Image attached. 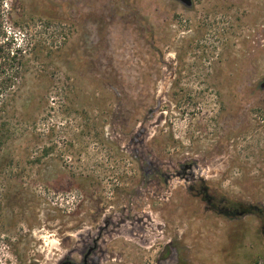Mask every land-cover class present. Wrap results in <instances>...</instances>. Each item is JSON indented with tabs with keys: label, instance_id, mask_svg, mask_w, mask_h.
<instances>
[{
	"label": "rangeland",
	"instance_id": "374dc122",
	"mask_svg": "<svg viewBox=\"0 0 264 264\" xmlns=\"http://www.w3.org/2000/svg\"><path fill=\"white\" fill-rule=\"evenodd\" d=\"M191 1L0 0V264L150 188L145 264H264V0Z\"/></svg>",
	"mask_w": 264,
	"mask_h": 264
},
{
	"label": "flooded vegetation",
	"instance_id": "af4514ba",
	"mask_svg": "<svg viewBox=\"0 0 264 264\" xmlns=\"http://www.w3.org/2000/svg\"><path fill=\"white\" fill-rule=\"evenodd\" d=\"M76 217L82 218L83 220L75 221L73 234H72L73 237L72 242L70 239L66 240L64 237L60 239L59 246H60L61 254L57 264H145L146 263L145 257L143 258L139 255H137L136 257H129L127 255L128 252H126V248H124L120 243H117L118 241H115V244H113L112 239L115 238V236L117 237V239H119L120 236H124L122 234L114 235V233L118 231L122 233L121 229H126L125 222L117 223L116 224L117 230L111 231L112 229L111 222L109 220L107 221L103 220L104 216H101L100 220H96L97 216H92V215H78ZM94 225H97L99 227H97V229H94L92 231L89 230ZM129 233H131L132 236L133 234H136V231ZM166 252L167 249L164 248L163 251L159 254L155 264H188V263H181L179 261L180 259L176 257L175 252H171L169 256H165Z\"/></svg>",
	"mask_w": 264,
	"mask_h": 264
},
{
	"label": "bare ground",
	"instance_id": "6f19581e",
	"mask_svg": "<svg viewBox=\"0 0 264 264\" xmlns=\"http://www.w3.org/2000/svg\"><path fill=\"white\" fill-rule=\"evenodd\" d=\"M148 163L150 162L148 161ZM167 170L170 171V168H168ZM164 172L166 171L164 170ZM159 195L165 196L163 194V191H160V189L150 188V189L139 190L137 194L133 197L134 200H131V203L129 205H127L126 207H122L121 209L118 210L114 209L107 211L105 213L103 220L106 221L109 220L111 222L112 225L111 226L112 229L110 228L111 231L117 230L116 228L117 223L119 222L126 223L125 225L126 229H121L122 233H120L119 231L114 233V235L122 234L124 236H120L119 239H117V237L115 236V238H113L112 241L113 244H115V241H118L117 243H120L124 248H126V252H128L127 255L129 257H136L137 255L140 256L142 254L151 253V251H154L158 245L165 242V237H166L165 233L167 230L166 228L168 227L165 226L166 224L164 223V219L162 217L155 216L152 213H150L147 209H144L145 199L149 197L154 198ZM172 196L171 198L169 197L166 204L163 203L162 205L163 209L164 208L167 209V213L164 214L161 213V215L163 214L167 216V220L169 221L170 224L174 222L173 220H175L180 215V212L184 209L183 205L181 206L177 205L172 201ZM180 208L182 210H180ZM177 209H179L180 212L176 211ZM175 212L176 213L179 212V215L175 217L171 216ZM101 213H102L101 211H98L96 215L100 217L102 215ZM97 227L99 226L94 225L89 230L92 231L94 229H97ZM199 227L200 225L197 223L195 225V228L197 229ZM188 230L189 229H187V231ZM133 231H136V234H133L131 236V233L129 232H133ZM214 236L216 237L217 235Z\"/></svg>",
	"mask_w": 264,
	"mask_h": 264
},
{
	"label": "trees",
	"instance_id": "16d2710c",
	"mask_svg": "<svg viewBox=\"0 0 264 264\" xmlns=\"http://www.w3.org/2000/svg\"><path fill=\"white\" fill-rule=\"evenodd\" d=\"M236 212L237 213H246V212L247 213H253V214L257 215L264 224V210H261L255 206L246 207V206H243L242 204H237Z\"/></svg>",
	"mask_w": 264,
	"mask_h": 264
},
{
	"label": "water",
	"instance_id": "95a60500",
	"mask_svg": "<svg viewBox=\"0 0 264 264\" xmlns=\"http://www.w3.org/2000/svg\"><path fill=\"white\" fill-rule=\"evenodd\" d=\"M180 1L182 4H184L187 7H191L192 6V1L191 0H178ZM262 87L264 88V84L262 85Z\"/></svg>",
	"mask_w": 264,
	"mask_h": 264
}]
</instances>
